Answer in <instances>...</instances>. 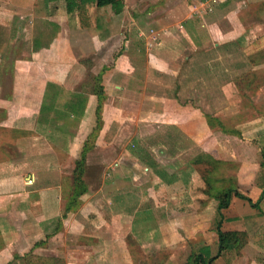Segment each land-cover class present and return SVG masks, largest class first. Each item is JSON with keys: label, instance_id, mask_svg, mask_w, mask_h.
I'll return each instance as SVG.
<instances>
[{"label": "crops", "instance_id": "0c3cea01", "mask_svg": "<svg viewBox=\"0 0 264 264\" xmlns=\"http://www.w3.org/2000/svg\"><path fill=\"white\" fill-rule=\"evenodd\" d=\"M0 1L4 5L0 14L7 17L3 22L0 17V31L11 36L7 45L21 41L18 47L32 56L24 63L28 74L23 100L28 101L25 106L29 110L18 105L6 108L0 122V131L5 132L0 133V264H149L152 259L161 260L156 264H186L194 253L208 262L218 254L216 223L220 219L223 233L243 232L247 239L239 251H223L211 264H264V25L255 26L256 36L246 46L238 37L213 43L224 58L236 57L240 73L235 78L237 98L250 111L235 124L249 126L245 129L250 132L245 160L226 159L216 146L207 145L212 130L235 131L223 123V116L219 119L204 112L198 133L193 131L194 123L185 118L162 122L163 130L173 124L164 130L166 135L163 130L148 132L147 128L143 135L136 130L140 114L153 112L147 108L150 105L133 102L139 93L133 85L143 82L152 69L174 79L182 72L179 60L198 62L206 55L208 49L200 47L195 31L186 25L188 21L202 20L205 30L216 28V23L232 19L242 0H216L217 4L211 0H125L133 6L119 13L109 5L79 7L77 0ZM148 2L151 5L145 11ZM203 2L209 3L211 11L199 8L198 13L191 12ZM69 6L73 10L68 13ZM180 16L182 20H178ZM144 17L150 24H160L150 25L144 34L136 33L137 22ZM35 18L55 23L59 34L53 43L67 46L60 49L63 54L56 51L52 57L46 45L36 48L32 35ZM151 31L155 40L149 46ZM179 38L189 42L181 45L175 41ZM2 43L5 39H0V47ZM89 54L91 64L85 61ZM5 67L2 57L0 77ZM101 69L99 86L105 100L96 120L98 83L88 76L100 75ZM247 74L253 83L248 95L238 85ZM154 99L149 96L148 102L155 103ZM206 115L215 120L212 125ZM95 127L94 146L102 148L106 182L92 198H87L91 193L87 191L75 207L65 211L72 170ZM182 138L189 139L186 146L180 144ZM197 143L198 152L188 154ZM129 144L136 150H130ZM203 154L235 164L236 169L225 171L223 178L233 177L237 192L245 197L232 196L222 215L215 212L211 216L213 226L200 219L208 203L217 204L216 210L218 207L216 199L204 194L206 188L196 184L203 178L202 167L195 165L194 159ZM103 227L108 228L105 235L99 234ZM153 245L159 251L147 257L145 249Z\"/></svg>", "mask_w": 264, "mask_h": 264}, {"label": "rangeland", "instance_id": "374dc122", "mask_svg": "<svg viewBox=\"0 0 264 264\" xmlns=\"http://www.w3.org/2000/svg\"><path fill=\"white\" fill-rule=\"evenodd\" d=\"M121 1H122V7L115 9L117 13H119L122 10L129 9L130 6H133V3H127V2L125 3V0H121ZM186 1L188 3H191L190 2L191 0H186ZM148 4L146 3L145 11L151 5L150 2H148ZM67 5L70 4L67 3ZM230 5L235 6L233 2ZM238 5H240L241 7L239 6V8L234 12V15L231 17L232 19L228 21L224 20L222 22H219V24L216 23V28L212 27L211 29L208 27L209 30H205L204 28H201L202 25L204 27L202 20L196 21L195 19H193L192 22L191 21L187 22L186 25H188V28L191 27L195 31L197 42L200 43V47L208 49V52L204 51L206 52V55H202L201 57H199L198 62L196 61H194L195 63L192 62L194 63L193 69H191L192 68L191 62L186 63L188 59L185 60L186 64L180 63L182 61L179 60L178 64L182 72L178 77L172 79V77L165 76L164 73L156 69H152L150 73L144 75L145 79L143 82H141L139 85L137 84L133 85V87H135V92H139L138 95L135 96V100H133V102H139L140 105L143 104L144 107L145 104H148L150 105L149 107H147L148 110L153 112V114L152 113L140 114L141 115L140 122L138 127L136 128L137 133L139 132V134H141L140 132H142L144 135L143 132L144 128L145 129L147 128L148 132L156 131V130L162 131L163 129L160 128L162 122L164 121L169 123L182 122V121H186L185 118L191 120L194 123L196 128L193 131L196 130V133H198V131H200L199 126H201L199 121L203 120L204 112L209 113L213 116H218L217 118L219 119L221 115L224 118L223 123L226 126L228 125L231 126L230 128H233L235 131L234 132L226 131L223 133L218 131L217 129L214 131L212 130L209 133V135L212 133L211 140L209 142L213 145L209 143H207V145L210 146V148H214L216 146L220 150L221 155L226 159L233 161H236V159L237 160L246 159L245 157H246L247 147L245 146L247 144L246 143L247 140L248 141L250 140V134H249L250 132L246 131L245 129L249 126L248 125L244 126L245 124L244 125L242 124L236 127L235 124L241 123V121L239 120L241 118H245L246 116H248V114H250V111L247 108H244L243 107L244 105L242 103H239L240 99L237 98L239 97L238 96L239 93L237 92L236 89L237 83L235 82L236 80L235 78L240 73L237 72L236 69L237 68L236 57L235 55H233L232 57L226 55L227 58L226 57L224 58L222 52L217 51L213 47V43H219L223 40L225 41L226 39L234 40V38L237 37L243 38L244 39L243 43L246 46L249 44L250 41H252L251 39L253 38V36H256L255 26L257 24L264 25V2L258 1L254 3L251 2L250 0H242ZM1 6H4L3 1H0V8ZM17 6L18 4L16 3L14 7ZM137 6H139L138 3ZM70 9H71L70 6L68 9L66 8L68 13L69 11L71 12L73 10V8L71 10ZM0 17L2 21L3 15L0 14ZM4 18H5L4 21H6L7 17ZM179 19L182 20L183 19L182 16L178 17V20ZM149 21L150 20L147 19V17H144L143 19L139 20V22H137V25H139L137 28L139 29L138 31H136V33L144 34L147 32L150 25L160 24L159 22H152L150 24L148 23ZM8 22L9 21H7V23ZM32 23H33L32 35L36 48L43 47L46 45L45 46L46 48H51L50 53H52V57L54 55V52L56 51L57 52L60 51L61 54H63V50L60 49H65L67 48V46L53 43L54 37L56 38V36L59 34L58 28L55 25V23L49 22L41 18H35ZM227 28L232 30L228 32ZM126 30L127 29H125L123 32L127 33ZM223 31L226 33L228 32V34L225 36L221 35ZM248 32H252V34ZM124 36L126 37L127 34L123 35V39H125ZM154 36H155L154 33L152 34L151 37L148 36L147 43L149 44V46H151L152 42L155 40ZM8 37H11L10 34L5 33V30L2 29V31H0V39L1 40L5 39V43L4 45L2 43V46L0 47V58L2 57L5 58V62L7 63L8 67L3 68V71L1 72L2 75L0 77V82H1L0 83V122L4 121L3 120L5 118L4 111L7 110L6 108L9 107L11 108L12 106L18 105L17 108H20L21 110L22 109L27 111L29 110V107L25 106L28 103V101L25 103L23 100L27 96L25 90L27 89L26 80L28 74L27 72L28 67L24 63L26 60L32 58V56H29L27 54L25 55L22 49L19 48L21 47L20 45L21 41L20 42L18 41L17 43L12 42L13 45L15 44L14 46H12L9 43L7 45ZM138 41L139 43L143 42L145 44L144 40L142 42L141 40ZM175 41L185 46L189 42V40L187 39L183 40L180 38ZM51 42L52 45L50 46L49 44ZM185 52L186 53L184 55L186 56L189 50H186ZM197 53L198 52L192 54L191 56L193 55L195 56ZM56 57L59 58L60 56L58 55ZM39 58H41V56ZM92 59H93L92 55L89 54L88 58L85 59V61H88L87 63L91 64ZM97 61L98 59L95 60V63H97ZM107 62L108 60L105 57L104 64H106ZM177 68L178 67H176V69ZM245 68L243 70H245ZM103 69H101L100 72ZM93 72H95V68ZM103 72L104 71H102L100 75H97L96 74L97 72L93 73L88 76V79L91 80L101 79ZM250 76L251 75L247 74L244 83L241 82L238 83L240 91L244 92L245 94L248 92L247 95L253 88V83L251 78L252 76L251 77ZM255 81H256V77H255ZM222 88L224 91L222 90ZM176 91H178L177 92L178 98H176L175 96ZM157 92L160 93L164 92L165 95H159ZM146 96L148 98H145ZM149 96L156 98L154 99L155 103H150L151 102L150 100L148 102ZM84 98L85 97H83L82 99ZM176 100L178 102H176ZM86 102L87 99H84L82 104H84L85 106ZM177 103L181 107H179V105L178 107H176L175 105H177ZM138 106L139 105H137V107ZM171 110H174L175 112L171 114ZM190 110H193V112H190ZM176 111L177 112L179 111V115L176 114ZM97 118L98 117L96 115V120ZM99 121L101 122V120ZM144 122H147L149 127L148 126L145 127L146 124ZM191 124H189L188 126H191ZM170 125L173 124H169L165 126L164 130L166 129L168 130V127ZM164 130H163V134L166 135L168 131H164ZM56 131L59 130H54L53 132ZM0 133H5V132L0 131ZM59 133L60 132H57V134ZM186 141H189V139L182 138L180 140V144L181 145L184 144V146H186ZM202 141L203 140H201V142ZM241 141L243 142V144H241ZM237 142H239L240 144H238ZM131 144H129V149L136 150L131 146ZM199 146H203V144L201 143ZM183 149H188V147H185ZM199 149L200 148L198 147V143H197V145L194 148H190V150H188V154L195 151L198 152ZM102 157H103L102 148L91 146L87 151L84 157L83 173L81 177L85 185V190L81 196L75 198L73 196L77 192V188L75 187V183H74V169L72 170V179L69 181L71 183L69 184L70 186L68 187L67 195L65 196L66 197L65 211H69L72 206L75 207L77 202H79V199L83 195H85L87 191L91 192L88 193L87 198H92L93 196L92 193L99 191L101 187L104 185V183L106 182V178L104 174L105 170L103 168ZM115 163L117 162H114L113 164ZM246 164L251 165L250 163H246ZM196 184L199 186L202 185L204 186V188H207L204 182L201 181V179L199 178L197 179ZM80 203L82 204V201H80ZM216 205L217 204H214V202H212V203H208L206 207L205 205L203 206L205 207L204 208L205 211H203L205 212V214L204 216H201L200 219H203L205 224H210L211 226H213L211 223L213 217L211 216H214L215 212L217 213L218 209L216 210ZM203 228H205V226ZM107 231L108 228L103 227L102 229H100L99 234L105 235L107 234ZM145 250L147 257L154 256L159 251V250L157 251L154 245L153 247L152 246L147 247V249ZM158 261L160 262L161 260L152 259L149 260L148 263L156 264L155 262Z\"/></svg>", "mask_w": 264, "mask_h": 264}, {"label": "trees", "instance_id": "16d2710c", "mask_svg": "<svg viewBox=\"0 0 264 264\" xmlns=\"http://www.w3.org/2000/svg\"><path fill=\"white\" fill-rule=\"evenodd\" d=\"M77 5L79 7H86L88 5H94L96 8L111 6L112 8L118 9L122 7L121 0H77ZM98 83V87L95 89V95L97 96V119H99V113L101 110V105L105 100V96L102 90V87L99 86L101 79H96ZM208 124L212 125L215 120L208 115L205 116ZM97 128L93 129V131L88 135L87 139L84 142L83 150L81 152V157L75 162L74 166V183L77 188V192L73 196L79 197L84 193L85 185L82 181V173H83V164L84 157L91 146L95 145V138L97 136ZM262 156L264 157V149L262 151ZM194 164L200 165L202 168L199 169V172L202 174L203 181L207 186L204 194L208 197H212L218 201L217 213L222 215V211L225 210L230 202L232 196H236L244 199L237 192L236 185L234 183V178H223V174L225 171H234L235 164L228 163L224 161H220L218 159L213 158L208 154L200 155L199 157L194 159ZM264 165V164H263ZM249 203L253 206L257 204ZM220 222L216 223V230L218 235V254L216 257L211 258L208 262H205L204 258H202L199 254H192L188 259L186 264H211L219 254L223 251H239L246 243L247 235L245 233L233 232V233H223L220 230Z\"/></svg>", "mask_w": 264, "mask_h": 264}, {"label": "built area", "instance_id": "2783aa9c", "mask_svg": "<svg viewBox=\"0 0 264 264\" xmlns=\"http://www.w3.org/2000/svg\"><path fill=\"white\" fill-rule=\"evenodd\" d=\"M216 3V0H211V4H214ZM199 8H203L204 10H208V11H211V7L209 5L208 2H203L199 5H194L192 8H191V12L192 13H198L199 12ZM151 33L153 34V32L151 31ZM27 183H31V181H28Z\"/></svg>", "mask_w": 264, "mask_h": 264}]
</instances>
